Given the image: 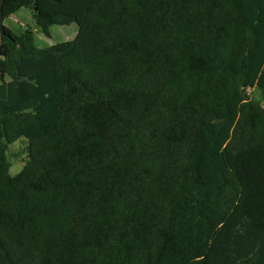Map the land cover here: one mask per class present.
<instances>
[{
	"label": "trees",
	"instance_id": "1",
	"mask_svg": "<svg viewBox=\"0 0 264 264\" xmlns=\"http://www.w3.org/2000/svg\"><path fill=\"white\" fill-rule=\"evenodd\" d=\"M254 88L264 0H0V264H264Z\"/></svg>",
	"mask_w": 264,
	"mask_h": 264
},
{
	"label": "rangeland",
	"instance_id": "2",
	"mask_svg": "<svg viewBox=\"0 0 264 264\" xmlns=\"http://www.w3.org/2000/svg\"><path fill=\"white\" fill-rule=\"evenodd\" d=\"M5 24L16 34H20L24 30L30 28L35 35V45L40 48L50 47L61 42L74 40L78 32V25L76 23L68 26L55 25L50 29L51 37H47L37 26L34 18V11L27 8H23L16 14L12 15L6 20ZM248 94L251 98H254L256 101H261L264 104V89H249ZM28 146L29 141L26 138H21L15 143L9 145L7 157L11 163V176L20 174L24 169L28 160Z\"/></svg>",
	"mask_w": 264,
	"mask_h": 264
}]
</instances>
